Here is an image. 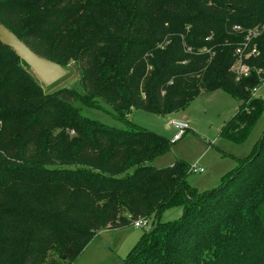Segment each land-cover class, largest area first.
Here are the masks:
<instances>
[{"label":"trees","instance_id":"trees-1","mask_svg":"<svg viewBox=\"0 0 264 264\" xmlns=\"http://www.w3.org/2000/svg\"><path fill=\"white\" fill-rule=\"evenodd\" d=\"M0 25L61 67L74 61L81 85L47 93L34 82L23 101L24 73L2 74L0 60V264H73L100 231L174 205L182 217L156 223L122 264H264V129L218 187L196 194L183 160L151 165L168 141L128 120L223 89L241 105L220 133L244 142L264 110L251 94L259 78L235 81L229 67L244 32L264 25V0H0ZM256 44L249 64L264 68V29ZM101 102L124 127L80 114ZM50 126L60 133L34 156Z\"/></svg>","mask_w":264,"mask_h":264},{"label":"rangeland","instance_id":"rangeland-1","mask_svg":"<svg viewBox=\"0 0 264 264\" xmlns=\"http://www.w3.org/2000/svg\"><path fill=\"white\" fill-rule=\"evenodd\" d=\"M29 25H24L27 28ZM0 40H2L0 36ZM0 60L4 64L2 74L24 73L23 101H28V90L33 83L39 84L44 92H52L60 87L81 89L79 71L74 61H69L63 66L64 75L57 83L45 84L38 80L32 70L22 61H18L8 50H1ZM255 97H261L264 104V84L255 92ZM101 108L82 106L80 114L101 121L107 125L124 127L114 119L113 109L101 102ZM241 105V100L223 89L210 93H200L183 110L169 115L159 116L144 109H135L128 116L134 126L154 131L162 135L169 143V149L162 155L155 157L151 165L162 168L171 165L180 159L189 166L198 165L204 168L202 173L188 172L186 183L196 194H202L219 186L221 181L237 166L238 160L247 156L264 129V110L257 120L247 139L242 143H235L221 135V128L236 112ZM169 119H183L187 122L188 129L182 137L172 142L174 130L167 128ZM71 132V131H70ZM60 133L54 126L45 128L40 143L35 148L33 155H43L45 145ZM46 135V137H44ZM50 138L45 141V139ZM183 208L180 205L165 207L160 212H147L143 217L147 227L136 228L131 224L118 229H104L95 234L87 243L82 253L73 264H122L128 255L136 248L146 231L156 223L165 224L182 217Z\"/></svg>","mask_w":264,"mask_h":264},{"label":"built area","instance_id":"built-area-1","mask_svg":"<svg viewBox=\"0 0 264 264\" xmlns=\"http://www.w3.org/2000/svg\"><path fill=\"white\" fill-rule=\"evenodd\" d=\"M235 31H240L239 26L233 28ZM264 29V25L259 27L249 28L244 32L243 40L234 48L233 56L234 60L229 67V72L232 74L235 81H240L243 78H247L254 71L259 78V84L251 89V94L255 96V92L259 89L261 85L264 84V68L255 67L249 64V60L256 57L259 54L256 40L260 36ZM187 51H191V48H187ZM201 52L206 50L204 48L200 49ZM167 127L174 130L171 141L175 142L179 140L182 135L188 129L187 122L183 119H169L167 121ZM204 168L198 165L189 166V172L192 173H202ZM132 225L136 228L147 227L146 222L143 218L135 219Z\"/></svg>","mask_w":264,"mask_h":264},{"label":"water","instance_id":"water-1","mask_svg":"<svg viewBox=\"0 0 264 264\" xmlns=\"http://www.w3.org/2000/svg\"><path fill=\"white\" fill-rule=\"evenodd\" d=\"M0 36L3 43L11 48L41 82L52 84L64 75L63 68L51 60L34 53L24 42L19 40L10 30L0 25Z\"/></svg>","mask_w":264,"mask_h":264},{"label":"crops","instance_id":"crops-1","mask_svg":"<svg viewBox=\"0 0 264 264\" xmlns=\"http://www.w3.org/2000/svg\"><path fill=\"white\" fill-rule=\"evenodd\" d=\"M166 125H167V123H166ZM167 127V126H166ZM167 128H169V127H167Z\"/></svg>","mask_w":264,"mask_h":264}]
</instances>
